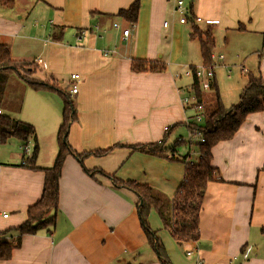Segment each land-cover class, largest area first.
<instances>
[{"label": "crops", "instance_id": "obj_1", "mask_svg": "<svg viewBox=\"0 0 264 264\" xmlns=\"http://www.w3.org/2000/svg\"><path fill=\"white\" fill-rule=\"evenodd\" d=\"M136 1L135 23L118 15ZM13 2L0 4V44L13 60L33 63L24 74L68 92L76 119L68 131L73 152L62 166L55 224L20 235L28 209L42 197L44 169L54 166L59 153L63 99L55 90H34L15 71L4 72L1 114L31 124L36 138L0 145V235L16 244L0 264H163L140 224L136 195L115 187L110 176L148 185L170 199L175 195L185 164L135 147L161 141L172 125L179 127L169 141L180 128L189 133L184 124L195 112L183 97L194 94L191 68L203 62L195 28L214 34L216 67L227 68L232 59L244 75L264 81V0H184L194 16L186 23L172 0ZM137 59L165 70L133 71ZM75 83L78 92L72 94ZM39 130L52 144L46 159ZM114 145L105 156H77ZM35 151V163L28 165ZM193 153L189 147L181 154ZM212 165L218 180L205 192L199 240L178 244L154 210L151 228L170 264H264V112L248 115L233 138L212 148Z\"/></svg>", "mask_w": 264, "mask_h": 264}, {"label": "trees", "instance_id": "obj_2", "mask_svg": "<svg viewBox=\"0 0 264 264\" xmlns=\"http://www.w3.org/2000/svg\"><path fill=\"white\" fill-rule=\"evenodd\" d=\"M0 4L12 7L14 2L13 0H0ZM139 8L140 4L136 1L128 9L120 10L118 15L131 23H135ZM189 12L188 18L194 19L190 9ZM243 29L244 27L240 26L239 30ZM192 37L200 42L202 67L207 70L215 68L216 64L212 58L213 49L216 45L214 34L202 32L195 28ZM29 68L34 69L33 63L13 60L8 48L0 44V85H2L1 81L5 80L4 72L12 70L17 72L34 90H55L63 99V121L58 135L59 153L54 166L44 169L45 182L42 197L28 209V220L19 228L20 235L33 234L43 227L55 224V213L58 210L59 199V178L66 156L73 152L68 144L67 136L71 124L76 119V106L70 94L53 84L41 82L31 78L29 74H24L29 72ZM132 70L136 72H159L165 70V66L158 62L137 59L132 62ZM197 70L198 67L196 66L191 68L193 75L192 91L196 101L190 108L197 105L203 106L204 124L191 121L184 124L187 126L188 131L195 132V136H192L191 140L179 137L169 143V136L179 127V124H176L165 131V136L161 141L135 147L185 164L184 179L175 195L170 199L148 185L134 181H123L110 176L115 187L126 188L136 195L140 224L147 237L148 244L163 264H170V261L158 232L154 231L149 224L151 212L154 210L158 213L164 228L170 232L178 244L182 245L199 240V218L205 192L209 182L218 180L217 169L212 165V148L221 141L233 138L248 115L264 112V81L260 75L246 74L247 83L241 92L240 102L230 107L223 104L217 83L211 79L210 89H215V103L212 110H209L206 98V91L208 90L203 88L202 81L197 76ZM194 137H196V141H193ZM35 138L36 130L31 124L0 114V145L6 144L10 139H16L26 145ZM201 139H204V141L202 142ZM184 145L196 148L198 152L196 160H190L189 155L180 153V147ZM115 146L104 150L77 154V156L81 160L84 156L89 155L105 156ZM35 149L37 150V147ZM36 156L37 151L27 159L28 165H34ZM15 248L16 244L0 235V259H10Z\"/></svg>", "mask_w": 264, "mask_h": 264}, {"label": "rangeland", "instance_id": "obj_3", "mask_svg": "<svg viewBox=\"0 0 264 264\" xmlns=\"http://www.w3.org/2000/svg\"><path fill=\"white\" fill-rule=\"evenodd\" d=\"M201 64V63H200ZM229 67L224 66H217L215 69L217 81H218V91L220 93V96L224 100V102H228V107L235 106L239 104L238 102V96H241L242 92V84L238 80L244 81V84L247 83V77L244 75V73L241 72L239 69V65H237L232 59L228 65ZM230 75V76H229ZM2 84H4V80L1 81ZM214 94L215 89H211L210 91H206V98H207V104L209 106V110H212L214 107ZM235 103V104H234ZM226 105V104H225ZM6 113V111H5ZM15 117V116H14ZM201 124H204V120L201 122ZM185 128V127H184ZM180 128L179 130L175 131L173 136H171L169 143L173 142L174 139L177 138L178 133L182 132L184 134V137L186 140H189L188 133L186 129ZM40 136V142L41 149H42V155L44 154V159L47 158V156L50 154V150L52 148V144L50 143V137L49 136H43V132L39 130L37 132ZM42 136V138H41ZM52 140V139H51ZM193 141H196V137H194ZM14 142V141H12ZM189 149V146L184 145L180 147L181 153H187ZM194 153L192 154V157H189L191 160H196L198 157V152L195 147H193Z\"/></svg>", "mask_w": 264, "mask_h": 264}, {"label": "built area", "instance_id": "obj_4", "mask_svg": "<svg viewBox=\"0 0 264 264\" xmlns=\"http://www.w3.org/2000/svg\"><path fill=\"white\" fill-rule=\"evenodd\" d=\"M172 1L175 4V11L181 14L180 22L186 23L187 18L190 15V12H189V10L186 9L184 0H172ZM165 26L166 27L168 26L167 22H165ZM128 34H129V30L128 29L124 30V35H128ZM212 58L215 59V55L212 54ZM37 61H38V63H43V61L41 59H38ZM197 76H198V78L201 79L203 88L205 90H208V89H210V81L214 77V68L207 70L206 68H204L202 66L198 67ZM71 78L73 80H77L80 77L78 74H72ZM70 92L72 94H77L78 85L76 83L72 84ZM182 92H184L183 89H182ZM195 101H196V99H195L194 94H186L183 97V103L185 104V106L187 105L188 107H190L195 103ZM192 109L195 112L194 117H193V119H188L186 123L188 124V123H190V121L195 122V123H201L204 120V115L202 113L203 112V106L197 105V106L192 107ZM0 114H1V110H0ZM168 128L169 127H166V130ZM192 136H195V132L189 131V133H188L189 140H191ZM201 141L203 142L204 139H201ZM23 150H24L23 151L24 154H26V152L28 151L27 147H23ZM7 216H8V214H4V217H7ZM199 264H201V263H199Z\"/></svg>", "mask_w": 264, "mask_h": 264}]
</instances>
